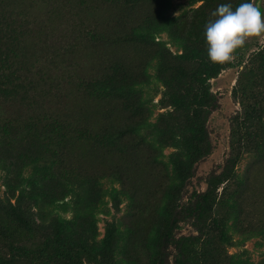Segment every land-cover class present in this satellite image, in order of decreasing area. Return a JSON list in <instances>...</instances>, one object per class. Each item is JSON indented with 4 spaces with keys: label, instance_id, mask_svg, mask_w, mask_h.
Listing matches in <instances>:
<instances>
[{
    "label": "rangeland",
    "instance_id": "obj_1",
    "mask_svg": "<svg viewBox=\"0 0 264 264\" xmlns=\"http://www.w3.org/2000/svg\"><path fill=\"white\" fill-rule=\"evenodd\" d=\"M241 2L170 0L167 17L175 20L176 40L171 42L162 34L155 42L164 45L169 57H182L181 45L193 21L199 19L205 25L218 5L231 3L235 8ZM155 3L0 0V85L12 93V97L7 96L0 87V126L13 130L9 137L0 135V200L5 206L20 207L37 226V230L31 225L23 228L0 216L1 255L8 254L9 249L19 251L31 259V264H37L34 260L39 259L38 248L54 241L52 220L71 221L70 208L66 213L59 208L47 210L48 216H40L24 185L29 174L22 167L34 161L46 164L54 160L60 168L74 169L79 174L106 175L117 170L123 176L125 191L134 198L133 204L129 203L114 193L120 191L119 184L103 181L109 195L104 199L103 212L95 216L98 237L91 244L83 242L89 254L84 255L87 251L78 250L77 245L74 249L84 264H128L129 258L131 264H157L160 244L152 243L151 250L146 251L143 239L150 230H155L157 236L166 223L173 229L169 243L193 237L199 248L207 240L213 246L204 248V252L211 258L218 247L217 264L236 260L264 264V237L245 234L248 228L264 229V85L256 80L261 73L257 55L263 53L264 35L247 38L233 60L208 81L211 102L205 107L209 143L206 156L190 160L188 143L180 138L179 147L161 142L167 165L165 179L161 166L148 161L142 149L126 155L102 149L94 141L101 130L125 122L127 114L121 101L111 91L97 87L112 76L123 79L140 72L153 50L122 39L121 34L124 38L141 24L153 12ZM92 35L102 39L91 41ZM170 63L153 62L148 72L150 83L143 89L153 112L152 130L158 134L160 124L173 111L161 79V74H170ZM186 64L198 67L195 61ZM54 127L64 135L63 140L51 134ZM16 175L22 178L18 184L12 181ZM210 183L213 186L208 193ZM54 184L57 200H63L56 205L70 203L66 182L55 175ZM9 185L14 189L9 190ZM72 185L74 189L80 186ZM52 188L43 183L46 198ZM211 199L214 204H209ZM217 212H231L223 226V242L209 227L213 219H220ZM108 238L114 253L94 262L91 247L102 248ZM162 252L164 264L176 263L171 244Z\"/></svg>",
    "mask_w": 264,
    "mask_h": 264
},
{
    "label": "trees",
    "instance_id": "obj_2",
    "mask_svg": "<svg viewBox=\"0 0 264 264\" xmlns=\"http://www.w3.org/2000/svg\"><path fill=\"white\" fill-rule=\"evenodd\" d=\"M153 12L144 19L141 24L133 27V29L125 35L121 34L122 39L131 40L141 45L150 46L152 53L148 54L140 72L133 77L118 78L112 76L99 84L97 87L101 91H111L112 96L116 95L121 101L122 110L127 114L125 122L117 127L103 129L94 136L96 144L105 150L117 151L121 154L129 155L136 149H142L146 153V157L150 162L158 163L164 172L165 179L167 178V165L164 162V154L160 148L161 142H166L173 147H179L178 139L188 143L187 156L190 160H197L207 155L209 143L206 135V112L205 107L211 102V96L208 89V81L218 76L220 71L224 69V64L212 63L207 57L206 44L204 42V25L199 19L193 21L187 39L181 45L184 56L169 57L170 54L165 50L163 44L155 42L156 36L165 34L171 42H175V20L167 17V12L170 8V0H155ZM101 36L92 35L91 41H98ZM263 53H258L257 60L259 62L261 85H264V49ZM169 57V58H168ZM166 62L172 64L170 74L164 76L161 74V79L169 93L173 111L170 117L166 116L160 124L161 134L152 130L154 125L151 123L153 112L150 107V102L144 98L143 89L150 83L151 76L149 70L153 62ZM195 61L197 68H191L187 62ZM2 88V93L12 97V93L8 88ZM7 126H0V135L9 137L13 134V130ZM58 141L64 139L61 131L54 127L51 129ZM162 136L163 139L155 138ZM56 140V141H57ZM28 171L29 178L23 180L25 188L30 193L29 199L35 205L39 215H47L45 211L61 209L62 213L68 212L70 208L72 215L71 221L52 220L54 241L52 244H45L39 251V259L34 260L37 264H84L77 252L78 250L89 254L83 242L92 243L98 237L95 216L103 212V207L106 205L104 199L109 195L104 187L103 181L109 184H119L120 191L115 194H120L129 203L133 204L134 198L131 193L125 191V182L123 176L117 170H112L106 175L79 174L77 170L60 168L54 161L46 164H37L36 161L31 162V166L22 167ZM58 175L66 182L65 188L70 191L72 201L70 203L58 202L57 192H55L54 177ZM21 176L16 175L12 180L15 183H20ZM49 183L53 186L49 193V200L44 196L43 183ZM72 183H78L80 186L77 189L72 187ZM211 183L208 185V193L212 191ZM9 190L14 189L13 185L8 186ZM167 194L168 191L163 189ZM208 195L204 197L207 200ZM28 199V200H29ZM63 199V198H61ZM208 201V200H207ZM209 204H214V199L209 201ZM0 216H4L9 222L17 226L26 228L30 225L37 230L35 220L29 214L21 211L20 207L11 204L3 205L0 200ZM231 212L219 213L217 216L220 219H213L209 223L211 232L217 235L219 242L223 236V226L225 221L230 217ZM50 215V214H49ZM29 216V219H27ZM26 227H25V226ZM175 228V226H174ZM79 234L77 236L76 234ZM172 225L166 223L162 232L156 236L155 230H150L143 239V246L146 251H150L152 243L158 242L160 245V254L156 255L157 264H164L162 252L167 244L174 247L176 253L175 264H217L216 259H220L217 247L214 251V256L211 258L209 253L204 252V248L211 247L213 244L207 240H203L202 244L197 248L194 242L195 238L180 239L169 243L172 232ZM210 231V230H209ZM246 231V230H242ZM204 233V232H202ZM245 234L264 237V229L251 230L247 229ZM156 236V237H155ZM155 237V238H154ZM203 237V236H202ZM78 250H74L75 247ZM90 252L95 255L94 262L103 260L104 256L109 257L114 253L111 238L106 240L102 248L91 247ZM8 254H0V264H31V259L22 255L19 251L13 253V250H8ZM129 258V257H127ZM227 260H234L225 255ZM35 259V258H34ZM233 262V261H232ZM101 264V263H100ZM131 264V258L128 260ZM227 264H248L236 260L233 263Z\"/></svg>",
    "mask_w": 264,
    "mask_h": 264
},
{
    "label": "clouds",
    "instance_id": "obj_3",
    "mask_svg": "<svg viewBox=\"0 0 264 264\" xmlns=\"http://www.w3.org/2000/svg\"><path fill=\"white\" fill-rule=\"evenodd\" d=\"M204 25V42L210 62L224 64L234 58L246 39L264 35V0H242L235 8L223 3Z\"/></svg>",
    "mask_w": 264,
    "mask_h": 264
}]
</instances>
